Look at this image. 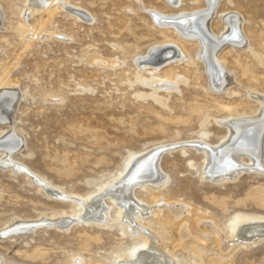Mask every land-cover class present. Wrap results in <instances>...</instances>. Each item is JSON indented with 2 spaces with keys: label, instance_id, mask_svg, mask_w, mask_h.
<instances>
[{
  "label": "rangeland",
  "instance_id": "rangeland-1",
  "mask_svg": "<svg viewBox=\"0 0 264 264\" xmlns=\"http://www.w3.org/2000/svg\"><path fill=\"white\" fill-rule=\"evenodd\" d=\"M30 1L0 0V90L14 85L12 129L23 140L10 154L19 170L1 164L7 153L0 148L1 262L129 264L147 240L122 222L110 195L103 197L109 217L104 223L47 221L83 216L80 200L100 197L120 182L134 157L158 151L165 180L136 185L132 194L150 208L139 215V225L162 235L164 252L173 256L170 264H264V235L234 239L242 224L264 221V164L244 153L243 173L215 181L204 175V153L198 149L226 140L229 117L259 110L264 0H222L216 6L211 33L223 31L221 14L231 11L246 18L250 42L247 49L224 43L220 51L234 77L227 91L198 57L199 43L158 25L151 14L182 19L206 9L205 0H182L177 7L167 0H56L52 9L39 11ZM80 10L88 17H79ZM188 19L186 28L194 17ZM166 43L179 45L185 59L155 71L137 66L136 60ZM9 124L0 120L1 146L11 133ZM37 176L58 193H50ZM159 200L185 210L170 221L163 207L162 225ZM202 222L215 224L230 242L212 227L198 226ZM22 223L28 227H15Z\"/></svg>",
  "mask_w": 264,
  "mask_h": 264
},
{
  "label": "bare ground",
  "instance_id": "bare-ground-1",
  "mask_svg": "<svg viewBox=\"0 0 264 264\" xmlns=\"http://www.w3.org/2000/svg\"><path fill=\"white\" fill-rule=\"evenodd\" d=\"M56 0H31V5L34 7L33 10H40L41 8L52 9ZM182 0H167V2L177 7ZM222 0H205L206 9L198 10L194 12H189L181 16H165L162 13L153 10L151 11L154 22L160 26L164 27H173V29L181 34L183 37L189 40H195L199 43V54L198 57L212 67V73L214 74L215 81L220 77L221 87L220 90L227 91L228 87L233 83L234 77L226 71L222 59H220V51L223 49L224 43H228L229 46L235 49L250 47V42L246 33L244 31V22L245 19L242 16L233 14L231 11H226L221 14V20L224 23V29L219 34L213 35L211 33V19L216 12V6ZM232 3V0H229ZM52 3V5H50ZM58 3V2H57ZM60 7V6H59ZM67 7V5H66ZM29 8V7H28ZM72 8V7H71ZM73 9V8H72ZM79 11V9H78ZM27 12V11H26ZM30 15V12L28 13ZM75 14V13H74ZM171 15V14H170ZM198 16L199 18H195ZM77 18H87L88 15L85 11L79 13ZM193 18L191 21H188V24L191 26L185 27V19ZM183 20V21H182ZM190 20V19H188ZM2 21V14L0 12V22ZM188 26V25H187ZM243 50V49H242ZM254 54V53H253ZM145 58H140L137 61V66L140 69H146L147 67L152 68V71H155L157 66L169 63V62H182L186 55L183 52V49L176 44H163L156 45L150 50ZM257 55V54H256ZM152 58H154L152 60ZM207 66V67H208ZM210 67V68H211ZM215 67L216 70H215ZM215 70V71H213ZM153 73V72H151ZM157 81H162L158 80ZM219 81V80H218ZM167 85V81H164ZM1 84V83H0ZM3 85V84H2ZM10 85V84H9ZM157 85V84H156ZM14 86V85H12ZM12 86L6 90H0V120L3 122H8L13 128L12 116L14 114V109L16 106V101L18 94L14 91ZM218 86V85H217ZM171 87V86H170ZM157 88V87H156ZM169 88V87H167ZM215 88V87H214ZM158 89V88H157ZM249 93H253L249 90ZM257 93V92H256ZM258 95V94H257ZM256 96V95H255ZM263 97V96H262ZM263 99L260 95L257 100L261 103L259 106L258 112L251 116H237L229 117L228 122V137L225 141L211 146V145H201L198 149L204 153L205 165L203 167L204 175L215 176L216 180H226L227 178H232L238 176L242 171L243 167L241 166V155L247 153L253 161V163H258V165L264 164V104ZM17 107V106H16ZM242 117V118H241ZM226 120V121H227ZM225 123V122H224ZM5 124V123H4ZM7 124V123H6ZM226 126V124H225ZM14 129V128H13ZM11 130V133L6 137L7 141L0 145V148L3 150V153L6 154V157L3 158L2 165L12 167L14 171L19 167L14 164L11 159V152L16 147L21 144V137ZM202 141V140H201ZM169 144V143H168ZM198 144V143H197ZM165 145V144H164ZM21 146V145H20ZM159 146V145H158ZM157 149V148H156ZM163 150V149H161ZM14 153V152H13ZM158 151L147 152L141 156L134 157L129 165L127 166L126 173L121 178L120 182L113 184L112 187L105 190L98 197L90 198L87 201L80 200L79 203L83 207V216L79 218L72 217H61L57 220H49L50 224L54 225H68L71 221H86L96 218V223H104L108 221V208L104 205L103 197L110 195L114 202H116L121 213L122 222L126 223L127 227L133 233H141L147 240L146 247L137 252V254L131 258L132 260L128 261L129 264H170L172 262V257L164 252V238L159 233H154L150 229L143 228L139 225V215H143L150 210L146 204L136 200V197L132 194V189L136 185H146V184H160L165 180V174H163L160 168V162L158 161ZM246 155V154H245ZM244 157V156H243ZM250 161V162H251ZM1 162V161H0ZM159 162V163H158ZM249 162V161H248ZM244 164V163H243ZM250 164V163H249ZM16 168V169H15ZM25 169V168H24ZM19 170V169H18ZM27 171V170H26ZM31 172V171H30ZM29 172V173H30ZM243 173V172H242ZM28 174V173H27ZM35 175V174H34ZM32 177V176H31ZM36 180V179H35ZM39 184H42L44 188H47L50 193H58L56 189H51L46 181L37 176ZM66 196V195H65ZM78 199V198H77ZM158 199H156L157 201ZM157 206L159 221L162 225H165V221L160 213L162 212L163 207L167 210V213L172 216L170 221L181 216V211L183 213L184 207L179 203H166L163 200H159L155 203ZM81 215V214H80ZM77 217V216H76ZM45 222V221H43ZM46 222V223H47ZM52 222V223H51ZM93 222V221H92ZM185 226V225H184ZM198 226L203 228L212 227L215 233H217L221 239H224V243L230 242L226 240L225 236L220 233L218 227L209 222H202ZM7 227V226H6ZM19 228H26L28 225L22 223L18 224ZM148 228V227H147ZM182 229V228H181ZM202 229V228H201ZM15 230V229H13ZM24 231V229H23ZM183 232V231H182ZM264 235V221H255L247 222L242 224L236 229L234 239H246L248 241L256 240ZM182 238V237H181ZM184 239V238H183ZM243 242V241H242ZM246 242V241H245ZM253 244V243H251ZM224 245V244H223ZM226 246V245H225ZM166 251V250H165ZM125 259V258H124ZM124 259L122 263L124 262ZM76 264H79V261L76 260ZM0 264H3L0 260ZM125 264V263H124Z\"/></svg>",
  "mask_w": 264,
  "mask_h": 264
}]
</instances>
